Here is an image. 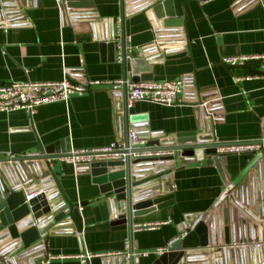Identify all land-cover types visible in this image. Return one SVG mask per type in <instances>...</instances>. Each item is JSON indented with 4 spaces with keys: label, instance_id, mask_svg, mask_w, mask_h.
<instances>
[{
    "label": "crops",
    "instance_id": "0c3cea01",
    "mask_svg": "<svg viewBox=\"0 0 264 264\" xmlns=\"http://www.w3.org/2000/svg\"><path fill=\"white\" fill-rule=\"evenodd\" d=\"M70 4L86 6L69 8L65 0L62 4L57 0H0V86L28 79L61 81L65 75L73 81L124 79L122 63L116 57L114 61L113 55L102 48L113 36L120 40L116 55L122 47L117 35V20L122 17L120 0ZM4 7L9 9L4 10ZM73 11L89 13L86 17L91 19L92 32L74 28ZM183 11V28L175 36L176 43L170 46V57L154 66L152 80L183 79L186 91L182 103L169 106L137 102L129 106V88L126 92L124 89L119 92L97 89L72 95L68 102L40 106L32 115L25 111L0 112V160L31 152L41 153L39 143L49 147L69 140L73 151L104 148L125 141L130 129L140 132L145 129L142 126H147L157 136L150 141H159L163 140L162 136L198 130L201 122L209 120L205 113L212 115L213 132L221 142L264 139V73L259 70V63L244 65L248 68L230 69L223 62L230 56L264 54V0H189L183 5ZM17 12L15 17L6 16ZM121 27L123 30V24ZM124 30L127 48L134 54L157 42L150 21L142 13L127 15ZM249 75L256 77L246 79ZM128 82L133 83L130 75ZM200 103L209 106L208 110L198 108ZM126 112L143 120L127 123ZM255 155L224 156L228 177L235 180ZM210 159V155L201 162L175 158L169 183L173 202L135 219V225L162 223L158 229L134 231V252L146 254L138 258L140 264L156 263L159 255L155 252L179 237L180 226L187 216L205 214L215 207L225 185L215 164L208 163ZM32 162L45 163L43 160ZM9 164L13 166V163ZM10 169L1 168L0 184L2 181L15 183ZM53 170L72 202L84 204L100 196L99 186L92 183V176L85 168L57 162ZM260 179L261 195L253 189L251 197V205L256 209L259 208L255 205L256 199L261 197L264 201V169ZM34 184L42 185L40 182ZM96 205L90 204L81 210L84 225L81 234L70 230L72 227L54 226L48 235L41 237L43 248L30 252L15 264H45L44 257L49 254L78 256L86 252L123 250L130 238L129 231L113 230L108 221H98L93 210ZM233 209L231 207L227 215L229 221L237 219ZM222 211L223 204H220L213 219L217 221L222 217ZM244 225L242 232L241 228L236 229L234 243H245L241 240L247 235L249 243L262 242L260 234L252 231L249 235V228L247 230ZM24 250H18L13 256ZM205 260L198 256L197 264H204ZM216 262L264 264V248L236 247ZM50 264H81V261L55 259ZM90 264L121 263L95 258Z\"/></svg>",
    "mask_w": 264,
    "mask_h": 264
},
{
    "label": "water",
    "instance_id": "95a60500",
    "mask_svg": "<svg viewBox=\"0 0 264 264\" xmlns=\"http://www.w3.org/2000/svg\"><path fill=\"white\" fill-rule=\"evenodd\" d=\"M89 1L92 0H65L68 7L74 9L86 5L72 6L71 2ZM188 1L120 0L123 24L122 65L126 81L129 75L133 83L154 79V66L164 58L170 57L168 54L172 49L170 46L176 43L175 36L183 28V5ZM6 9L9 7H4V10ZM137 13H142L148 18L157 42L142 48L140 53H135L128 58L124 30L125 18L127 15ZM71 14L74 15L72 22L77 31H93L89 22L91 19L86 17L89 13L73 11ZM17 15L18 12L17 14L8 13L6 16L12 18ZM93 20L98 21V19ZM119 42L120 40H116L113 36L102 45L104 50L113 55L114 61L115 57L117 58ZM226 66L230 69L248 68L239 65ZM124 90L126 92L127 89ZM202 104H197L198 108H205L203 111L208 110L209 106L203 107ZM204 116L209 120L204 119L205 121L201 122L196 131L181 133L177 136H162L163 140L150 141L152 145L173 149L176 152L174 156L136 159L128 156L125 160L96 161L78 166L85 168L86 172L92 176V183L100 188V196L84 204L74 203L68 198L59 178L47 162L39 164L29 161L13 163V166H10L7 159L0 160V170L11 168L15 180V183L7 184L2 181L0 184V264H15L18 259L42 248L44 242L40 240L41 237L48 235L54 226L66 229L72 227L70 230L81 234L84 228L81 210L94 203H97L93 210L98 221H108L113 230L129 231L131 252H133L135 219L152 214L173 202L174 197L169 194L172 189L169 183L176 157L184 162L187 159L191 162H201L206 155H210L211 159L208 163L215 164L219 170L225 190L213 209L205 214L186 217L185 222L180 226L179 240L168 252L160 255L155 264H197L198 256L206 258L204 264H218L216 260L224 259L230 249L214 252L213 248L234 243L236 229L241 228L242 232L243 224L247 230L249 228V235H252L253 231L260 234L264 241V201L261 197L256 199L257 202L255 200L256 204L255 202L254 204L259 207L258 210L256 206L251 205L253 189L258 190L260 195L262 191L260 178L264 169V150L255 155L235 180L230 179L224 168L225 157L216 154V136L213 132L215 122L210 113H205ZM126 119L127 123H139L143 120L139 116H130L128 112H126ZM142 127L145 129L139 132L141 138H157L147 129V126ZM39 150L44 155L43 158H58L73 152L69 140L49 147L39 143ZM34 182H40L42 185L34 184ZM40 187L47 192L27 200V196ZM220 204H223L222 217H225L223 219L218 217L216 221L213 216ZM231 207L234 208L232 212L234 214L235 210L237 219L229 221L227 215L231 212ZM99 215L102 217L100 218ZM247 236L241 241H250ZM22 248L26 250L14 257L13 255ZM116 260L124 264L123 259Z\"/></svg>",
    "mask_w": 264,
    "mask_h": 264
},
{
    "label": "built area",
    "instance_id": "2783aa9c",
    "mask_svg": "<svg viewBox=\"0 0 264 264\" xmlns=\"http://www.w3.org/2000/svg\"><path fill=\"white\" fill-rule=\"evenodd\" d=\"M60 4L64 0H57ZM208 1V0H205ZM122 20H117V35L121 39ZM128 58H131L133 50L127 48ZM117 61L123 62L122 50L117 54ZM223 62L231 66H244L252 62L259 63V70L264 73V54L258 55H239L224 58ZM256 75H249L246 79H251ZM242 80V78H239ZM129 88V106L137 102H150L161 105H176L183 102V95L186 91L185 81L181 78L175 80L147 81L139 83H129L125 79H84L83 81H73L65 75L61 81H32L30 79L20 82H13L0 86V112L25 111L34 114L37 108L43 105L68 102L72 95H83L97 89H107L111 92H119ZM206 104H202L205 106ZM216 154L224 157L228 154H258L264 150V139L252 141H233L221 142L215 140ZM176 155L173 149L163 146L152 145L149 139H143L135 129L128 131L127 139L123 142L112 143L108 147L95 148L92 150L73 151L70 155L58 158H43L40 152H31L22 156H10L7 158L9 163H20L35 160H43L54 168L57 162L72 164L76 167L87 165L96 161L125 160L128 156L136 158L169 157ZM43 187L27 196V200L36 198L41 193H46ZM162 223L135 225L134 231L142 229H158ZM179 240V237L169 242L166 247L158 249L155 253L163 255ZM242 249L254 248L260 250L264 248L262 242L234 243L225 246L214 247L213 251L218 252L223 249ZM43 248V247H42ZM141 253L131 252L130 238L125 242V248L120 251H109L104 253L86 252L78 256H54L46 255L43 263L50 264L55 259H79L81 264H90L92 259L101 258L107 260L123 259L124 264H140L138 258Z\"/></svg>",
    "mask_w": 264,
    "mask_h": 264
}]
</instances>
